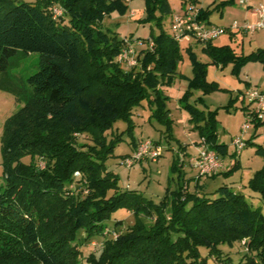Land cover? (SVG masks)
Masks as SVG:
<instances>
[{"label": "trees", "instance_id": "trees-1", "mask_svg": "<svg viewBox=\"0 0 264 264\" xmlns=\"http://www.w3.org/2000/svg\"><path fill=\"white\" fill-rule=\"evenodd\" d=\"M145 1L150 19L157 7L169 10L164 0ZM184 2L196 4L195 0ZM127 3L0 0V75H6L18 54L40 57L38 70L25 79L27 93L0 82V89L24 99L23 108L7 122L3 137L0 264L10 257L31 264H79L78 233H84L85 240L103 235L107 221L119 209L134 215L135 224L116 239L104 240L99 256L88 255L87 264H211L210 259L214 264H264V162L247 186L258 195L261 207H253L241 192L226 184L211 194L189 191L188 184H182L154 203L136 191H121L117 175L105 167L126 137L131 154L122 156V161L148 140L133 136L132 118L139 107L149 109V119L164 128L166 142L170 141L169 110L162 88L183 78L177 68L179 41L161 30V19L156 21L159 33L149 40H119L103 28V19L114 11L123 14ZM227 3L233 0L223 5ZM54 5L63 10L58 18L52 14ZM208 12L199 8L197 19L213 25L208 22ZM236 33L240 32H229L230 38ZM133 44L146 48L137 55ZM203 44L208 63L197 60L191 47L186 48L192 61V77L187 78L190 88L205 93L218 89L217 82L206 78L208 66L231 65V74H238L249 62H258L264 69V48L238 55L229 45ZM128 47L136 54L133 67L117 61ZM243 95L239 94L241 102ZM236 99L238 96L230 103ZM250 106L242 107L248 112L247 124L254 125L244 147L254 145L259 127L264 130V119H256ZM182 107L193 130L223 161L229 155L228 146L217 140L216 113L206 115L191 104ZM118 122L125 129L117 133L114 125ZM73 133L87 134L91 145H77ZM150 142L157 147L161 141ZM256 153L264 159L262 147ZM235 154L229 155V166L216 176H228L239 168V154ZM23 157H29L28 164L21 162ZM36 158L44 161L43 169L34 164ZM172 170L177 171L178 164ZM76 172L79 181L73 179ZM200 178L198 175L196 186ZM219 238H227L228 247L234 244L231 240L244 241L246 253L237 263L232 262L220 250ZM201 249L207 251L206 256Z\"/></svg>", "mask_w": 264, "mask_h": 264}, {"label": "rangeland", "instance_id": "rangeland-1", "mask_svg": "<svg viewBox=\"0 0 264 264\" xmlns=\"http://www.w3.org/2000/svg\"><path fill=\"white\" fill-rule=\"evenodd\" d=\"M164 1L169 9L168 12H163L162 9L157 7L153 12V18L150 19L146 10L147 2L145 0H131L127 3L126 11L123 14L114 11L110 16L105 17L102 21L103 28L109 30L110 34L115 33L119 40H149L159 33L160 29L156 25V21L161 19V30L172 36L171 19L174 15H178L186 9L187 2L185 3L184 0ZM195 1L197 7L209 11L208 22L220 28H226L234 23L238 26L253 24L257 20L256 13L247 10L246 5L255 9L259 5L264 6V0H233V3L224 5L223 2L227 0ZM52 14L54 18H58L63 14V10L60 6L54 5ZM212 43L216 46L229 45L236 54L248 55L258 48H264V29L257 30L252 34L236 33L232 38H230L227 31L214 39ZM179 45L181 47V61L177 68L183 78L177 77L170 85L162 88L163 94L166 96L165 106L169 110L170 141L166 142L163 134L164 128L155 119H149V109L139 107L135 110L132 118L135 125L133 136L148 139L146 141L160 139V146H157L161 151L159 158L152 162L143 157L133 162L130 168H127L121 158L126 154H131L130 139L126 137L124 141L115 147L112 157L105 162V167L117 175L118 186L121 191H136L154 203L162 200L167 194V190L169 192L174 191L182 184H188L189 191L197 190L201 194H211L221 185L226 184L233 191L241 192L253 207H261L262 204L258 195L252 193L247 186L254 172L263 166V155L256 153V149L259 147H262L264 153L263 128L259 127L256 130L254 145L243 147L238 156L235 154L236 159L239 161L237 170H234L228 176H216V174L225 171L232 161L229 155L235 152L231 141L240 138L245 142L254 132L253 124H249L247 130H242V126L248 122V112L243 110L242 107L244 108L248 102L246 98L241 102L239 94L245 93L248 89L264 92V69L262 65L258 62H249L240 69L238 74H231V65L222 68L220 66H208L206 78L208 81L217 82L218 89L205 93L199 88L189 87L188 79L192 77V61L186 51L188 46L191 47L197 60L208 63L209 58L202 52L204 44L192 40L190 42H179ZM133 46L137 55L141 49L146 48L143 44H133ZM39 62L40 57L38 54L26 56L18 54L11 60L6 75H0V82L3 85H13L27 93L28 86L25 79L38 70ZM236 96H238V99L231 104L230 99H235ZM184 104H191L198 110H202L206 115L210 112L216 113L217 140L228 146L229 154L223 161L220 160L222 162L221 168L216 173L201 176L191 163L199 152L201 139L198 131L193 130V125L189 122L188 112L182 107ZM23 106V98L18 100L12 93L0 89V186L5 183L2 166L5 127L7 122L17 115ZM227 106L228 108H226ZM114 127L118 133V131L125 129V124L118 122ZM72 139L77 145H91L90 137L85 133H73ZM29 161V157L21 158V162L24 164H28ZM33 161L40 169L44 168V161L41 158H36ZM174 163L175 165L178 164L177 171L172 170ZM198 175L201 178L196 186ZM209 176H213V178ZM73 179L79 181L80 175L76 176L74 173ZM76 187L81 186L77 185ZM72 189H75V185ZM134 224L135 216L125 209H119L107 221V230L103 231V235L85 240V234L79 232L76 245L81 254L77 262L87 264L86 258L90 254L97 258L102 250L104 240L116 239L118 235L125 234ZM106 232L108 233L106 234ZM217 240L221 242L220 250L223 255L230 258L234 263H237L246 253L243 246L244 241L236 243L231 240L230 244H234L228 247L226 246L229 243L227 238ZM200 252L202 256L207 255V251L204 249H201ZM10 259L5 260L7 262L5 264L32 263L14 260V257H10ZM210 263L214 264V259H210Z\"/></svg>", "mask_w": 264, "mask_h": 264}, {"label": "built area", "instance_id": "built-area-1", "mask_svg": "<svg viewBox=\"0 0 264 264\" xmlns=\"http://www.w3.org/2000/svg\"><path fill=\"white\" fill-rule=\"evenodd\" d=\"M125 1L129 2L131 0ZM186 5V9H184L178 15H174L170 23L172 36L179 42H190L195 40L203 43L213 41L227 31L252 34L257 30L264 29L263 5H259L255 9V12L259 15V19L253 24L238 26L234 23L230 25L227 30L198 20L197 14L199 7L189 3ZM117 61L128 67L135 66L136 61L133 48L129 47L124 49L118 56ZM243 96L251 105V111L256 119H264V93L254 89H248ZM248 128L249 125L247 123L242 126L243 131L247 130ZM231 145L236 154H239L244 147V143L240 138L233 139ZM160 153L161 151L158 147L153 146L150 141H145L141 144L136 153L123 161V164L127 168H130L133 162L138 161L143 157L155 162L159 158ZM191 163L193 167L199 171L200 175H210L216 173L221 168V162L216 153L208 149L203 139L200 140L199 152L197 156L193 158ZM75 174L76 176H79V173L76 172Z\"/></svg>", "mask_w": 264, "mask_h": 264}, {"label": "crops", "instance_id": "crops-1", "mask_svg": "<svg viewBox=\"0 0 264 264\" xmlns=\"http://www.w3.org/2000/svg\"><path fill=\"white\" fill-rule=\"evenodd\" d=\"M249 5H246V9H247V7H248ZM251 7V6H250ZM249 11H251V12H253V13H256L255 12V8L254 9H249ZM256 17H257V20L259 19V15L256 13ZM256 20V21H257Z\"/></svg>", "mask_w": 264, "mask_h": 264}]
</instances>
